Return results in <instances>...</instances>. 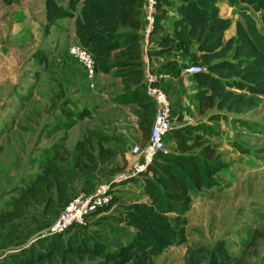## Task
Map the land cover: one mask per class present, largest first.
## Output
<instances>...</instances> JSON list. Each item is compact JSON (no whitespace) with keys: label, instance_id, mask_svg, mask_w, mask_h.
Masks as SVG:
<instances>
[{"label":"trees","instance_id":"1","mask_svg":"<svg viewBox=\"0 0 264 264\" xmlns=\"http://www.w3.org/2000/svg\"><path fill=\"white\" fill-rule=\"evenodd\" d=\"M3 1L13 4L18 0ZM231 1L237 4L238 0ZM240 1L260 11L264 29V0ZM77 2L70 0L69 6L64 8L56 0H47L48 20L75 17L77 42L95 58L97 73L120 78L121 87L115 101L141 106L139 124L146 140L149 139L154 101L145 91L147 77L142 41L147 25L146 0H84L79 11ZM174 2L179 3L175 35L161 36L156 47L148 49L149 57L168 54L178 47L189 57L190 65L201 68L194 74L199 115L213 109L244 113L253 108L257 97L264 96V32L249 18L247 25L237 21L236 34L227 36L233 20L220 14L221 0H158L154 26L149 34L159 31ZM240 11L245 16L243 5ZM78 115L84 118L92 116V112L84 107ZM173 135L178 141L177 151L161 150L148 171L139 174L143 177V195L133 200L119 219L134 228L135 243L112 251L105 242L82 230L83 225L76 224L63 233L38 236L30 246L2 256L0 264H78L86 258L98 259V264H110L131 256L137 258L134 264H148L165 249L184 244L191 195L213 185L216 149L212 143H201V135L193 125L174 128ZM94 138L77 141L74 165L78 175L96 174L100 168L124 170V167L106 166L116 156L112 148L105 147L109 135L97 137L96 143ZM195 148H199L197 153L192 152ZM132 182L137 183V178L127 176L113 180L110 188ZM91 189L93 187L84 191ZM80 192H74L57 157L43 161L34 175L9 188L10 197L0 208V238L9 223L23 217L32 206L44 204L48 212L59 210ZM144 197L147 199L143 200ZM120 200L118 193H114L108 208ZM218 251L220 257L213 253L209 264H226L230 260L223 246H218Z\"/></svg>","mask_w":264,"mask_h":264},{"label":"rangeland","instance_id":"2","mask_svg":"<svg viewBox=\"0 0 264 264\" xmlns=\"http://www.w3.org/2000/svg\"><path fill=\"white\" fill-rule=\"evenodd\" d=\"M222 1L226 3V6L224 3L221 5L223 14L224 7L233 6L237 11L234 16L238 18L237 21L247 25L253 19L257 29L264 32L260 11L253 5L240 0L237 4L231 0H221L220 4ZM242 5L245 16L240 13ZM53 29L58 32L61 28L56 25ZM233 29L236 33L235 26ZM227 34L231 35L230 31ZM33 38L29 44L32 51L40 45L49 47L47 41L37 45L36 37ZM52 39L57 38L52 36ZM42 66L45 67V64L39 65L35 60L28 63L18 84L0 103V208L5 206V199L10 197L9 188L34 175L45 160L57 157L67 172L74 192L124 179L122 174H128L132 167L122 171L100 168L96 174L78 175L74 165L77 141L94 136L96 143L97 137L108 135L105 124L110 117H101L94 107L90 108L92 116L79 117V111L86 104L83 97L86 96L87 88L84 83L72 92L76 97H71L68 105L62 100L58 104L55 101L57 98L53 96L49 99L45 97L42 103L39 97L43 93L40 94L36 87V71H42ZM111 86L112 93H119V87L110 83ZM256 100V105L244 113L213 109L205 115H199L196 110L191 118L182 119L186 122L178 128L193 125L196 133L201 135V143L215 145L213 185L191 195V209L185 227L187 241L165 249L148 264H209L213 253L220 257L218 246H223L226 255L230 256L226 264H264V96H258ZM153 112L151 125L156 112L155 104ZM119 118L113 117L114 120ZM115 127H111L113 134L116 133ZM177 142L173 136L166 143L164 151L176 152ZM198 151L199 148H195L192 152ZM131 155V161L134 162L136 157ZM134 177L137 183L111 188L110 194L113 196L118 193L121 200L91 215L82 228L92 237L105 242L112 251L131 245L136 236L135 230L124 228L119 220L130 203L143 195V177ZM146 199L144 197L143 200ZM63 209L48 212L44 204H37L29 208L23 217L11 221L1 233L0 258L5 253L30 246L37 241L38 236H47L49 228ZM97 261L86 258L78 264H98ZM136 261L137 258L131 256L128 260H117L110 264H134Z\"/></svg>","mask_w":264,"mask_h":264},{"label":"crops","instance_id":"3","mask_svg":"<svg viewBox=\"0 0 264 264\" xmlns=\"http://www.w3.org/2000/svg\"><path fill=\"white\" fill-rule=\"evenodd\" d=\"M46 1L18 0L16 3L6 4L0 0V103L6 96L10 95L13 87L18 84L23 70L32 60H35L39 65L45 64V67L42 66V71L40 69L36 71V87L40 94L43 93L39 97L42 99V103H44L45 97L49 99L53 96L57 98L55 101L58 104L61 100L69 104L71 97H76L72 92L78 85L84 83L87 88L86 96L83 97L86 102L84 107L89 109L94 107L99 111L101 117H110L105 124V131L109 132V140L105 143V147L112 148L116 156L106 166L111 168L115 163L116 167L128 169L133 163L131 161L133 158L130 151L131 147L148 141L139 124L138 113L142 108L138 104H119L115 101L117 94L110 91L112 88L110 83L113 86L121 87V82L120 78L111 74L97 73L96 88L90 89L87 86L84 68L69 56L67 50L71 43L77 42L75 17H62L50 22L47 17ZM56 1L64 8H67L70 3V0ZM83 1L78 0L76 5L78 11L81 9ZM223 3L224 1L220 4V14L235 19L236 8L232 6L225 9L224 7L223 14L221 12ZM178 5V2H174L168 8L169 15L162 21L159 31L152 35L145 34L142 41L145 51L146 77L147 67L150 68L151 73L164 76L160 78L158 84L167 91L172 102V128L181 127L186 122L182 119L191 118V114L197 110L195 78L194 74L188 72V68L192 65L189 64V57L178 47L168 54L152 58L148 55V49L155 48L156 41L161 36L170 35L174 37L175 21L179 16ZM237 19L233 21L232 27L227 31H230L231 35L236 34L233 27H236ZM56 25L61 28L58 32L53 29V26ZM231 35L227 34V36ZM52 36L57 39H52ZM33 37H36L37 45L47 41L49 47L40 45L35 51H32L33 49L29 44L34 40ZM40 54H43L46 59H42ZM156 108L155 104V111ZM113 117L121 118L114 120ZM116 125L119 127L116 128ZM111 127H115V134L112 133ZM173 136V131H171L166 142L171 140ZM117 142L121 144L118 146L116 145ZM125 227L134 230L131 226L124 224Z\"/></svg>","mask_w":264,"mask_h":264},{"label":"built area","instance_id":"4","mask_svg":"<svg viewBox=\"0 0 264 264\" xmlns=\"http://www.w3.org/2000/svg\"><path fill=\"white\" fill-rule=\"evenodd\" d=\"M157 3L158 0H146V35H149L154 26ZM68 54L84 68L87 86L90 89H95L97 77L96 61L91 52L76 42L70 44ZM200 70L201 68L198 65H192L188 68V72L192 74ZM163 77L162 75L151 73L150 68L147 67L145 91L154 101L157 108L148 141L145 144L140 143L131 147V154L136 157V160L132 163L128 174L123 173L121 177L137 176L142 172L148 171L149 165L153 163L158 153L166 147V139L172 129L173 106L167 91L158 84L160 78ZM110 189V185L102 184L90 191H82L75 195L57 215L47 235L63 233L76 224L86 225L92 213L111 203L112 195L110 194ZM7 254L9 253H5L4 256Z\"/></svg>","mask_w":264,"mask_h":264},{"label":"water","instance_id":"5","mask_svg":"<svg viewBox=\"0 0 264 264\" xmlns=\"http://www.w3.org/2000/svg\"><path fill=\"white\" fill-rule=\"evenodd\" d=\"M174 128L171 129V131H173Z\"/></svg>","mask_w":264,"mask_h":264}]
</instances>
